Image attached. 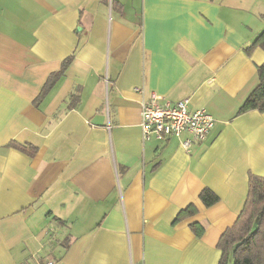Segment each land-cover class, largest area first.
I'll use <instances>...</instances> for the list:
<instances>
[{"label":"crops","instance_id":"1","mask_svg":"<svg viewBox=\"0 0 264 264\" xmlns=\"http://www.w3.org/2000/svg\"><path fill=\"white\" fill-rule=\"evenodd\" d=\"M263 29L264 0H0V264H217L264 176ZM137 88L213 129L143 142Z\"/></svg>","mask_w":264,"mask_h":264},{"label":"trees","instance_id":"2","mask_svg":"<svg viewBox=\"0 0 264 264\" xmlns=\"http://www.w3.org/2000/svg\"><path fill=\"white\" fill-rule=\"evenodd\" d=\"M256 48L264 50V29L246 48V52L250 53ZM256 73L258 84L240 107L238 115L250 111L264 113V63L257 67ZM12 146L24 152L33 151V148L27 145ZM199 199L206 208L218 203V197L207 188L200 193ZM196 213L197 209L189 206L179 212L176 221ZM190 228L196 238H201L205 231L200 223H194ZM217 249L220 251L217 264H264V176L249 175L243 209L232 227L221 235Z\"/></svg>","mask_w":264,"mask_h":264},{"label":"built area","instance_id":"3","mask_svg":"<svg viewBox=\"0 0 264 264\" xmlns=\"http://www.w3.org/2000/svg\"><path fill=\"white\" fill-rule=\"evenodd\" d=\"M135 92L141 95L139 116L143 142L152 139L166 142L187 133L191 138L184 140L182 147L189 151L193 142L204 141L214 127L215 121L207 111L189 109V99L175 104H160L161 98L154 93L145 98L141 88Z\"/></svg>","mask_w":264,"mask_h":264}]
</instances>
